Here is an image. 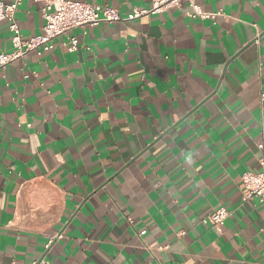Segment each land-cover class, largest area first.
I'll list each match as a JSON object with an SVG mask.
<instances>
[{"label":"crops","instance_id":"1","mask_svg":"<svg viewBox=\"0 0 264 264\" xmlns=\"http://www.w3.org/2000/svg\"><path fill=\"white\" fill-rule=\"evenodd\" d=\"M197 2L224 14L76 27L0 69V264H264V204L240 186L264 155V0ZM42 6H19L26 38ZM222 206L220 232L203 218Z\"/></svg>","mask_w":264,"mask_h":264},{"label":"built area","instance_id":"2","mask_svg":"<svg viewBox=\"0 0 264 264\" xmlns=\"http://www.w3.org/2000/svg\"><path fill=\"white\" fill-rule=\"evenodd\" d=\"M22 1L15 0L9 3L0 0V22L9 21L13 44L12 50L0 53V69L16 60L26 58L33 51L42 54L45 51L52 50L57 37L66 34L76 27L96 25L102 21H130L145 15L164 11L170 7H180L183 1H188L191 8L187 14L193 18L216 19L218 16L224 14L223 11L210 12L204 10L197 0H153L151 9L135 8L127 15H123L114 7L100 3L81 0H36L43 4L42 11L45 18L43 32L26 38L16 17ZM78 46L79 39L76 36H72L70 49L75 50ZM261 147L264 148V145L262 144ZM260 164L261 170L243 173L240 186L246 199L258 198L264 204V155L260 159ZM229 214V209L222 206L206 215L203 218V222L211 224L221 232ZM52 242L53 239L50 241V244ZM33 264L51 263L45 259H35Z\"/></svg>","mask_w":264,"mask_h":264}]
</instances>
